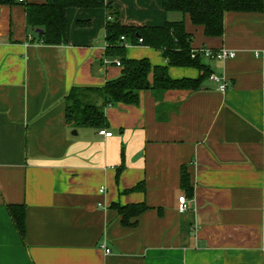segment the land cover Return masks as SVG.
<instances>
[{
    "label": "crops",
    "instance_id": "obj_1",
    "mask_svg": "<svg viewBox=\"0 0 264 264\" xmlns=\"http://www.w3.org/2000/svg\"><path fill=\"white\" fill-rule=\"evenodd\" d=\"M105 1L122 26L183 20L192 49L233 51L202 59L227 87L141 91L135 106L105 108L110 137L72 129L70 89L101 88L122 70L105 56L107 11L68 8L66 42L48 46L28 31L22 4L0 5V264H264V0L259 14L225 13L216 38L188 15L165 13L162 0ZM125 42L127 59L167 66L160 51ZM181 166L191 196L180 189ZM139 183L143 192H125ZM182 196L189 207L179 212ZM140 203L148 210L134 227L111 207ZM8 205L24 206L23 240Z\"/></svg>",
    "mask_w": 264,
    "mask_h": 264
},
{
    "label": "trees",
    "instance_id": "obj_2",
    "mask_svg": "<svg viewBox=\"0 0 264 264\" xmlns=\"http://www.w3.org/2000/svg\"><path fill=\"white\" fill-rule=\"evenodd\" d=\"M22 4L25 8V23L28 31L38 34L40 43L57 46L66 42V10L105 9L111 21L105 25V56L117 59L122 70L118 78L107 81L103 87L72 88L64 98L65 124L72 128L106 129L108 122L105 108L117 104L135 106L139 103V93L145 90L197 92L212 73L201 58H191V36L185 32L183 20L166 21L160 27H127L118 21V13L105 0H51L45 3H28L24 0H0V5L13 6ZM165 13L176 12L188 15L191 23L203 28L206 37H221L224 32L223 18L228 12L259 14L263 11V0H162ZM78 25H85L78 22ZM124 39L129 45H137L160 51L167 61V66H152L147 59H127ZM126 43V42H125ZM168 67L194 68L200 75L196 79H171ZM102 99L100 105L91 102V96ZM123 164L116 171L118 178ZM180 189L191 196L189 176L186 168L180 169ZM144 191L143 183L125 191L126 193ZM121 218V225L134 227L136 219L148 207L144 203L120 206L112 204ZM22 205H8V215L23 240L25 234V211Z\"/></svg>",
    "mask_w": 264,
    "mask_h": 264
},
{
    "label": "built area",
    "instance_id": "obj_3",
    "mask_svg": "<svg viewBox=\"0 0 264 264\" xmlns=\"http://www.w3.org/2000/svg\"><path fill=\"white\" fill-rule=\"evenodd\" d=\"M21 2H23V0H18V3H21ZM111 20H112L111 17L107 16L106 21H111ZM120 41L124 42L125 47L128 45L127 43H125L124 37H121ZM141 42H142L141 39H139L138 44H141ZM190 54H191L192 59L199 57L201 58V60L206 59L208 61H225L228 59H233L235 57V53L233 51L223 49V48L217 49V50H212L208 48L191 49ZM113 63L117 67H121V63L119 60L116 59L113 61ZM208 80L217 85L218 91L220 92L225 91L227 84H226V79L224 77L217 76L211 73L210 76L208 77ZM98 134L101 136H104L105 138L111 136L110 132H106L104 130H100ZM188 207H189L188 202L186 201L184 196L178 198V211L179 212L186 211ZM102 248L104 249V252L106 254L110 253V250L106 248L104 245L102 246Z\"/></svg>",
    "mask_w": 264,
    "mask_h": 264
},
{
    "label": "water",
    "instance_id": "obj_4",
    "mask_svg": "<svg viewBox=\"0 0 264 264\" xmlns=\"http://www.w3.org/2000/svg\"><path fill=\"white\" fill-rule=\"evenodd\" d=\"M42 31L41 30H36L35 31V33H37V34H40ZM76 133L75 132H73V135H75Z\"/></svg>",
    "mask_w": 264,
    "mask_h": 264
},
{
    "label": "rangeland",
    "instance_id": "obj_5",
    "mask_svg": "<svg viewBox=\"0 0 264 264\" xmlns=\"http://www.w3.org/2000/svg\"><path fill=\"white\" fill-rule=\"evenodd\" d=\"M179 15H180V13H179Z\"/></svg>",
    "mask_w": 264,
    "mask_h": 264
}]
</instances>
